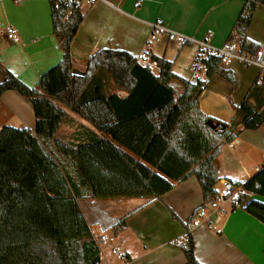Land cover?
I'll return each mask as SVG.
<instances>
[{
    "label": "trees",
    "instance_id": "trees-1",
    "mask_svg": "<svg viewBox=\"0 0 264 264\" xmlns=\"http://www.w3.org/2000/svg\"><path fill=\"white\" fill-rule=\"evenodd\" d=\"M47 1L59 62L33 87L9 71L0 83V95L14 91L24 97L35 117L34 133L10 126L0 130V264H100L78 201L87 195L151 203L193 177L201 207L209 204L220 181L214 162L222 147L264 124V76L225 124L198 106L212 77L236 84L235 74L215 56L203 61L206 79L191 85L187 104L175 101L167 89L172 63L163 57L148 55L158 68L153 73L125 51L100 49L87 60L83 75L73 74L70 47L85 16L82 0ZM257 6L264 7V0H243L229 34L245 56L259 48L247 37ZM208 122L223 130L211 129ZM64 126L75 132L60 140L57 133ZM241 184L239 204L248 195L264 197V168ZM197 210L180 222L185 234L171 243L184 254L185 264H200L189 229ZM125 221L121 218L112 230L123 229Z\"/></svg>",
    "mask_w": 264,
    "mask_h": 264
},
{
    "label": "crops",
    "instance_id": "crops-1",
    "mask_svg": "<svg viewBox=\"0 0 264 264\" xmlns=\"http://www.w3.org/2000/svg\"><path fill=\"white\" fill-rule=\"evenodd\" d=\"M242 5L243 0H82L85 16L70 47L73 68L83 72L90 56L106 48L125 51L135 58L143 54L163 57L172 63L167 89L175 101L187 104L197 47L192 41H170L165 34L153 33L152 24L218 48L229 41ZM0 8L8 24L6 30L0 31V83L9 71L32 87L61 58L52 35L48 1L21 0L14 5L11 0H0ZM9 30L15 38H7ZM247 37L257 46L264 44L263 6L255 9ZM221 67L235 74V86L212 77L198 106L205 116L228 124L235 108L264 73L237 61ZM3 126L29 129L32 133L35 130L31 104L14 91L0 95V130ZM61 129L69 134L75 132L71 126ZM214 166L220 180L244 183L255 176L264 168V124L256 130L242 131L224 145ZM79 202H83L86 215ZM202 203L201 190L193 177L151 203L144 198H114L100 204L87 195L78 201L94 238L105 236L98 246L100 264H185L184 254L171 243L184 236L180 222L185 223ZM221 208L217 225L201 224L190 230L197 261L264 264V197L248 195L237 207L225 203ZM123 217V229L112 230Z\"/></svg>",
    "mask_w": 264,
    "mask_h": 264
},
{
    "label": "built area",
    "instance_id": "built-area-1",
    "mask_svg": "<svg viewBox=\"0 0 264 264\" xmlns=\"http://www.w3.org/2000/svg\"><path fill=\"white\" fill-rule=\"evenodd\" d=\"M153 33L165 34L170 41L175 40H188L195 43L197 47V53L192 66V74L190 84H194L197 81H203L206 79L207 68L203 61L208 56H215L220 58L221 64L226 66L230 61H237L245 66L258 67L262 73H264V44L259 46L254 56H245L239 53L238 45L234 41H227L221 47H214L204 41H195L186 37H183L161 24H152ZM7 38H15V34L10 30L7 32ZM140 65L147 67L151 72L156 73L158 71L155 62L150 60L149 56L143 54L137 58ZM233 180H220L215 186V192L212 196V200L209 204L201 207L194 214V218L189 225V229H194L201 224L217 225L220 222L222 215V205L229 203L231 207H237L239 205L237 197L238 193L242 191V184L235 183ZM105 236L99 234L95 240L98 246L102 245ZM113 254L120 257L115 250H112Z\"/></svg>",
    "mask_w": 264,
    "mask_h": 264
},
{
    "label": "rangeland",
    "instance_id": "rangeland-1",
    "mask_svg": "<svg viewBox=\"0 0 264 264\" xmlns=\"http://www.w3.org/2000/svg\"><path fill=\"white\" fill-rule=\"evenodd\" d=\"M11 2L14 4V5H19V4H16L13 2V0H11ZM7 14L9 16V13L7 11ZM8 24H7V20L5 18V13L3 12V10H1L0 8V31L2 32L3 30H6ZM33 87V86H32ZM82 121V120H81ZM83 122V121H82ZM66 129H60L59 132L57 133V138L60 139V140H63L64 137L68 136L69 133L65 132ZM73 130V129H72ZM71 134V133H70ZM106 199H102V200H97L98 202H100V204L104 203ZM80 203V202H79ZM80 207L81 209L83 210V212L85 213L86 215V211H85V208L83 207V202L80 203Z\"/></svg>",
    "mask_w": 264,
    "mask_h": 264
},
{
    "label": "water",
    "instance_id": "water-1",
    "mask_svg": "<svg viewBox=\"0 0 264 264\" xmlns=\"http://www.w3.org/2000/svg\"><path fill=\"white\" fill-rule=\"evenodd\" d=\"M72 73L76 74V75H83L82 71H79V70L74 69V68L72 69ZM207 124L213 130H223V127H219L218 124H214L212 122H208Z\"/></svg>",
    "mask_w": 264,
    "mask_h": 264
}]
</instances>
